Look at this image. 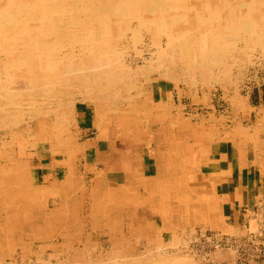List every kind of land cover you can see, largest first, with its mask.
<instances>
[{
    "label": "rangeland",
    "instance_id": "374dc122",
    "mask_svg": "<svg viewBox=\"0 0 264 264\" xmlns=\"http://www.w3.org/2000/svg\"><path fill=\"white\" fill-rule=\"evenodd\" d=\"M136 1V9L126 7L128 11L118 16L113 15V8L98 7L94 13L117 18L118 27L102 31L106 40L115 39L114 45L104 49V72L110 70L107 56L115 50L111 56L118 58L116 61L112 56L113 68L117 67L105 73L108 76L103 80L109 94L70 88V82L62 85L66 87L63 90H59L62 86L48 84L43 93L38 91L43 96L34 97L35 105L51 115L42 130L46 135L40 138L33 125H41L34 121L37 107L35 112L34 107L26 106L24 92L14 106L1 96L0 264H164L162 261L170 257L183 259L178 264H250L246 252H242L244 243L237 255L226 249L223 241L217 250L205 238L243 241L248 233L260 229L261 214L256 210L263 201L264 212V0H245L246 5L229 9L230 23H219V52L225 55L218 53V64L207 62L204 67L196 66L198 69L186 68L179 54L167 45L158 51V36L166 25L137 18L154 13L148 5L152 0ZM251 1L254 5L247 7ZM82 5V1L73 9L66 5L65 17L78 14L75 8L81 10ZM10 9L0 4V84L22 91L25 82L33 80L26 64L34 60L24 54L28 40L22 32L27 14L32 13L15 9L16 15L8 19ZM168 11L177 13L174 7ZM183 13L181 9L180 15ZM13 16H18L17 23ZM59 27L63 53L81 48L69 37L76 31L73 26ZM29 30L38 37L36 30ZM83 32L79 33L84 37ZM30 47L36 51L35 61H41L43 51L36 45ZM8 61L10 67L6 66ZM44 96L45 102H39ZM68 99L73 102L69 114L63 109ZM105 101L108 106H101ZM119 103L124 105L119 108ZM210 149L212 156L224 155L232 158L231 164L238 163L233 168L227 159L229 185L233 183V170L239 171L243 160L250 171L248 181L254 183L248 191L249 199L241 201L243 188L237 180L230 198L233 200L235 193L233 212L223 181L211 189L212 176L206 174L203 163L210 162ZM239 218L242 222L244 218L242 225ZM253 262L264 264V259Z\"/></svg>",
    "mask_w": 264,
    "mask_h": 264
},
{
    "label": "bare ground",
    "instance_id": "6f19581e",
    "mask_svg": "<svg viewBox=\"0 0 264 264\" xmlns=\"http://www.w3.org/2000/svg\"><path fill=\"white\" fill-rule=\"evenodd\" d=\"M82 1V6H81V10L80 7L75 8L76 12L78 14H71L70 17H65V6L68 5L70 8L73 9V7L76 5L77 7V3ZM128 1L130 0H120L116 1V0H0V4H3L4 6H11L10 12L9 14H7L6 18L10 19L11 15L14 14L16 12H13L15 9H23L26 12H30L32 14H27L26 17V29H22L23 35H26V39L28 40L27 44L28 46H26L25 49V55L27 57L30 58V60H34L33 64L32 62L28 63L27 66V71L30 69L32 70L31 73V79L29 81V84L27 82H25L24 86L22 87L23 89L20 90H16L18 88L14 89H5L4 86L0 84V99L1 96L5 97L7 103H13L11 106H14V104H19V100L17 97H19L20 94H22L24 92V98L25 99V104L28 107H34V110L36 108L37 113L34 116V121L37 122H41L40 126L38 125V128L34 125V131L38 130V135L39 138L40 136H42V134L46 135V133H43V128H44V124L47 123V121L51 118L50 115V111H46L43 112L42 109H40V107H38V105L36 106L35 103L37 102L36 98L34 99V97H36L38 95L43 96L42 94H39L38 91L42 92V90H45L47 88H49L48 84H52V86H59L61 87L63 84L70 82V84L68 85V87L70 86V88L75 87V88H82V89H91V90H96L98 93H104L109 94L108 92V87L106 88V85H104L103 80L105 78V73L107 72H112L114 70L115 67L113 68V63L116 59V57L111 56V53L113 54L115 52L114 48H111L114 50V52L110 53V56H107V58L109 59V62L107 65H109L108 67H110V70H106L104 72L103 68L105 67L103 63V55L104 53V49L105 47H107L108 45H114L115 43V39H108L106 40V38H104L103 35V30H110V28L114 29L117 24V18L116 16L114 18H109L105 17V15L98 13V15L94 14L96 10H98V7H105V8H113L115 9L114 11H112L113 15H117L120 14L119 12L123 11V10H127L126 7H136L138 6V2L136 0H132L131 3H129ZM20 3H23V6H19ZM148 5H150V11L151 15H148V13L146 15H137L136 17L141 19L143 22H149L150 24H159V23H165L166 26L162 27V33L158 36L159 37V41L157 42V46H158V51L162 50L161 48H163V45H167V47H169V49H173L177 52V54H179V58L181 59L182 63L185 64L186 68H191V69H198L199 67H204V64H207V62H211L212 64H218L219 63V57L216 59V56L219 52V34H220V29L219 23H224L226 26L230 23L231 20V13L229 11V9H236L240 6H244L246 5V1L245 0H152ZM250 5H254V2L251 1L249 3V5L247 7H250ZM2 6V5H1ZM79 6V5H78ZM68 7V8H69ZM176 8L177 9V13H170L168 10L171 8ZM221 7L223 9H221ZM36 8V9H35ZM181 8L182 11L184 12V15H180V10L178 9ZM227 9V11H225V9ZM7 9V8H6ZM51 9V11H50ZM155 9V10H152ZM184 9V10H183ZM22 10V11H23ZM36 10V11H35ZM132 10V9H131ZM140 10V9H139ZM50 11V12H49ZM71 11V10H70ZM73 11V10H72ZM104 11V10H103ZM138 11V10H137ZM75 12V13H76ZM211 12H213V16H211ZM68 13V12H67ZM72 13V12H71ZM122 13V12H121ZM130 13V12H129ZM4 14V13H3ZM144 14V13H143ZM150 14V13H149ZM179 14V16H178ZM208 14V15H207ZM24 15V14H23ZM22 15V16H23ZM67 15V14H66ZM118 16V15H117ZM18 16H13L12 19L17 18ZM18 19V18H17ZM17 19L13 20V22L17 23ZM128 19V17H127ZM21 20V19H20ZM112 20V21H111ZM130 20V19H129ZM11 21V20H10ZM116 21V22H115ZM119 21V20H118ZM132 21V20H131ZM136 21V20H135ZM212 21V22H211ZM260 21V20H259ZM258 21V22H259ZM171 22V23H170ZM213 22H215V26L218 25L217 29L215 30V26L213 24ZM217 22V23H216ZM261 22V21H260ZM19 23V22H18ZM132 23V22H131ZM243 26V28L245 30H248L246 27V23L245 21H241L240 22ZM35 24V25H34ZM67 24V25H66ZM123 24V23H122ZM144 24V23H143ZM147 25V23H145ZM144 24V25H145ZM23 25V24H22ZM34 25V26H33ZM73 26L76 31L75 33H71L69 34V37L71 36V39H73L72 42H78L81 48H78L77 50H75V52L72 51V48L67 49L65 52L63 53L62 50V45H61V31L60 29H62V27L60 28L59 26ZM127 25V24H125ZM135 25V24H134ZM1 26V25H0ZM50 26V27H49ZM137 26V25H136ZM143 26V25H142ZM193 26V27H191ZM248 26L251 27V24H248ZM14 27V26H12ZM60 28L57 31V28ZM118 27V26H116ZM125 27V26H124ZM132 27V26H131ZM146 27V26H144ZM150 27V26H149ZM221 27V26H220ZM17 28V27H16ZM21 28V27H20ZM25 28V27H24ZM128 28V27H127ZM196 28V30L194 32H189L191 31L190 29H194ZM225 28V27H223ZM29 29H34L36 30V33H38V37L33 36L32 33H30ZM64 29V28H63ZM120 29V28H119ZM130 29V28H129ZM139 29V28H138ZM21 30V29H19ZM78 30H83L85 32L84 37L78 32ZM143 30V29H142ZM157 30V29H156ZM154 29V31H156ZM224 30V29H223ZM133 31V30H132ZM141 31V30H140ZM228 31V30H227ZM252 31V30H251ZM255 31V30H254ZM263 31V29H262ZM20 32V31H19ZM83 32V33H84ZM135 32V31H134ZM138 32V31H137ZM148 32V31H147ZM226 32V31H225ZM10 33V32H9ZM113 33V32H112ZM144 33V32H143ZM146 33V32H145ZM144 33V34H145ZM249 33V31H248ZM252 33V32H251ZM257 33V32H255ZM254 33V34H255ZM264 33V31H263ZM15 34V33H14ZM21 34V33H20ZM67 34V32H66ZM138 34V33H137ZM253 34V35H254ZM258 34V33H257ZM19 35V34H18ZM264 35V34H263ZM139 36V35H138ZM228 36V35H227ZM247 37V33L245 35ZM256 36V34H255ZM3 37V36H2ZM19 37V36H18ZM66 37V36H65ZM150 36H148L149 38ZM155 37V36H154ZM249 37V36H248ZM259 37V36H257ZM264 37V36H263ZM20 38V37H19ZM141 38V37H140ZM143 38V35H142ZM243 38V36H242ZM252 38V37H251ZM262 37H260L261 39ZM65 39V38H64ZM151 39V38H150ZM154 39V38H153ZM241 39V38H240ZM245 39V38H244ZM253 39H256V37H254ZM60 40V41H59ZM142 40V39H141ZM1 41V39H0ZM64 41V40H63ZM62 41V42H63ZM71 41V40H69ZM68 41V42H69ZM151 41V40H150ZM231 41H233L231 39ZM245 41V40H243ZM249 41V39L247 40ZM118 42V41H117ZM116 42V43H117ZM142 42V41H141ZM148 42V40H147ZM228 42V41H227ZM230 42V41H229ZM228 42V43H229ZM242 42V41H241ZM257 42V41H256ZM8 44H10V39H8ZM121 43V42H120ZM119 43V44H120ZM239 43V42H238ZM247 45L249 43L244 42ZM251 43V40H250ZM258 43V42H257ZM262 43V40H261ZM65 44V43H64ZM67 44V43H66ZM118 44V45H119ZM147 44V43H146ZM231 44V43H230ZM252 44V43H251ZM259 44V43H258ZM264 44V43H263ZM36 45V47L40 48L43 52V58L41 59V61L37 59L34 56V54L36 53L35 50H33V48H31L30 46H34ZM71 45V44H70ZM86 45V48H83L82 46ZM117 45V46H118ZM151 45V44H150ZM244 45V44H243ZM260 45V44H259ZM67 46V45H66ZM65 46V47H66ZM163 46V47H162ZM30 47V48H28ZM64 47V49H66ZM76 47V46H75ZM166 47V46H165ZM164 47V48H165ZM245 47V46H244ZM74 48V47H73ZM144 48V47H143ZM151 48V47H150ZM1 49V48H0ZM75 49V48H74ZM119 49V48H118ZM244 49V48H243ZM117 50V49H116ZM149 50V49H148ZM152 50V48H151ZM165 50V49H164ZM8 51V50H7ZM112 51V50H111ZM163 51V50H162ZM174 51V52H175ZM234 51V50H233ZM245 51V50H244ZM11 52H14L13 50H11ZM20 52V50H19ZM18 52V53H19ZM23 52V51H22ZM38 52V50H37ZM41 52V51H40ZM152 52V51H151ZM156 52V51H155ZM15 53V52H14ZM121 53V52H120ZM153 53V52H152ZM169 53V52H166ZM262 52H260L261 54ZM12 54V53H11ZM23 54V53H22ZM23 54V55H24ZM118 54V52L116 53ZM138 54V53H137ZM151 54V53H150ZM163 54V52H162ZM173 54V53H172ZM176 54V55H177ZM221 54V53H220ZM220 54L218 56H220ZM10 55L7 54L6 57ZM16 55V54H13ZM40 55V54H39ZM108 55V54H106ZM105 55V57H106ZM120 55V54H119ZM122 55V54H121ZM169 55V54H167ZM225 55L221 54V56ZM246 55V54H245ZM258 55V54H257ZM11 56V55H10ZM8 56V57H10ZM25 56V58H26ZM76 56V57H75ZM151 56V55H150ZM148 56V57H150ZM161 56V55H160ZM229 56V55H228ZM248 56V55H247ZM5 56H2V58L4 59ZM14 57V56H13ZM112 57V60H111ZM118 57V56H117ZM135 57V56H134ZM165 57V54H164ZM215 57V60H213ZM237 57V56H236ZM243 57V56H242ZM12 58V57H11ZM9 59L11 61H13L12 59ZM20 58V57H19ZM213 58V59H211ZM28 59V58H27ZM107 59V60H108ZM114 59V60H113ZM133 59V58H132ZM144 59V58H143ZM155 59V58H154ZM163 59V58H162ZM179 59V60H180ZM231 59V58H230ZM238 59V58H237ZM16 60V58H15ZM66 60V61H65ZM76 60V61H75ZM131 60V59H130ZM151 60V59H149ZM169 60V58H167V61ZM232 60V59H231ZM247 60V59H246ZM17 61V60H16ZM24 61V60H23ZM27 61V60H25ZM65 61V62H64ZM116 61H118V58L116 59ZM120 61V60H119ZM132 61V60H131ZM158 61V60H155ZM170 61V60H169ZM226 61V60H225ZM144 62V61H143ZM172 62V61H171ZM205 62V63H204ZM234 62V61H232ZM247 62V61H246ZM19 63V61H18ZM124 63V62H122ZM130 63V62H129ZM181 63V64H182ZM24 64V63H22ZM115 64V62H114ZM117 64V63H116ZM121 63H119L118 65H120ZM162 64V62H161ZM166 65V63H163ZM177 64V63H176ZM179 64V63H178ZM234 64V63H233ZM10 67V61H8L6 63V66ZM130 65V64H129ZM160 65V64H159ZM175 65V63H174ZM221 65V64H220ZM219 65V66H220ZM6 66L4 65V67L6 68ZM24 66V65H21ZM20 66V67H21ZM142 66V65H141ZM161 66V65H160ZM159 66V67H160ZM199 66V67H196ZM14 67V66H13ZM119 67V66H118ZM122 67V65H121ZM127 67V66H125ZM130 67V66H129ZM158 67V68H159ZM175 67V66H174ZM136 70L138 67H135ZM156 68V67H155ZM21 70V68H19ZM18 69V70H19ZM24 69V68H23ZM120 69V68H119ZM122 69V68H121ZM129 69V68H127ZM12 70V69H11ZM19 70V71H20ZM131 70V69H130ZM179 70V69H178ZM181 70V68H180ZM14 71V70H13ZM26 71V72H27ZM126 71V70H125ZM154 71V70H153ZM16 72V70H15ZM64 72V73H63ZM114 72V71H113ZM128 72V70H127ZM163 72V71H161ZM21 73H23L21 71ZM25 73V72H24ZM121 73V72H120ZM158 73V72H157ZM185 73V72H184ZM14 74V73H13ZM28 74V73H27ZM30 74V73H29ZM110 74V73H109ZM191 74V73H190ZM209 74V73H208ZM112 75V74H111ZM118 75V74H117ZM122 75V74H121ZM8 76V73H7ZM23 76V74H22ZM26 76V75H25ZM110 76V75H109ZM124 75H122L123 77ZM170 76V75H169ZM9 77V76H8ZM15 77V76H14ZM29 77V76H27ZM113 77V76H112ZM120 77V76H119ZM172 77V76H171ZM1 78V77H0ZM26 78V77H24ZM30 78V77H29ZM40 78H41V82H40ZM107 78V77H106ZM111 78V77H110ZM115 79V76L113 77ZM124 78V77H123ZM122 78V79H123ZM128 78V77H127ZM2 79V78H1ZM10 79V83L12 80V77L8 78ZM7 79V80H8ZM18 79V77H17ZM109 79V78H108ZM117 79V78H116ZM129 79V78H128ZM20 80V79H19ZM127 80V79H126ZM134 80V79H133ZM27 81V80H26ZM44 81V82H42ZM109 81V80H108ZM116 81V80H115ZM114 81V82H115ZM121 81V80H120ZM105 82V81H104ZM113 82V81H112ZM111 82V83H112ZM109 83V82H108ZM109 83V84H111ZM132 83V82H131ZM125 84H127V82H125ZM114 84H112L113 86ZM116 85V84H115ZM120 85V83H119ZM118 85V86H119ZM130 85V84H129ZM128 85V86H129ZM134 85V84H133ZM51 86V85H50ZM110 86V85H109ZM123 85L121 84V87ZM126 86V85H125ZM116 87V86H115ZM124 87V86H123ZM122 87V88H123ZM137 87V86H136ZM4 88V89H2ZM9 88V87H8ZM42 88V89H41ZM45 88V89H43ZM53 88V87H52ZM55 88V87H54ZM63 88H66L65 86H62L61 88H59V90H63ZM113 88V87H112ZM68 89V88H67ZM74 89V88H73ZM125 88H123V91ZM130 89V88H129ZM128 89V90H129ZM49 90V89H48ZM120 90V89H119ZM79 91V90H78ZM111 93V90H109ZM123 91H121L123 93ZM141 91V90H140ZM5 92V93H4ZM53 92V91H51ZM113 92V91H112ZM118 92V91H117ZM120 92V91H119ZM4 93V94H3ZM43 93V92H42ZM49 93V92H48ZM54 93V92H53ZM57 93V92H56ZM70 93V92H68ZM67 93V94H68ZM81 93V92H80ZM95 94V92L92 91V94ZM115 93V92H114ZM121 93V94H122ZM126 93V91H125ZM124 93V94H125ZM66 94V95H67ZM93 94V95H94ZM120 95V93H117ZM136 94V93H135ZM63 95V93H62ZM105 95H102L104 97H106ZM99 96V95H98ZM113 96V95H112ZM122 96V95H121ZM129 96V95H128ZM48 97L51 98V96L48 95ZM52 97H57V96H52ZM61 97V96H60ZM89 97V96H87ZM100 97V96H99ZM120 97V96H119ZM40 98V97H39ZM58 98V97H57ZM93 99V97H90ZM98 98V97H97ZM103 98V97H102ZM101 98V99H102ZM115 98V97H114ZM123 98V97H122ZM121 98V99H122ZM4 99V100H5ZM46 96H44L42 99H38L41 100L42 102H45ZM61 99V98H60ZM59 99V100H60ZM77 99V98H76ZM82 99V98H81ZM85 99V98H84ZM89 99V98H88ZM91 99V100H92ZM108 99V98H107ZM110 99V98H109ZM124 99V98H123ZM3 100V101H4ZM50 100V99H48ZM58 100V102H60ZM70 99H68L66 102H68ZM113 100V99H111ZM117 100V99H116ZM119 100V99H118ZM134 100V99H133ZM2 101V100H1ZM20 101V102H22ZM39 101V102H41ZM52 101V100H51ZM57 101V100H56ZM54 102V100L52 101ZM96 102V101H94ZM2 103V102H1ZM46 103H48L46 101ZM61 103V102H60ZM63 103V102H62ZM61 103V104H62ZM42 104V103H41ZM40 104V105H41ZM54 104V103H53ZM72 104L71 100L68 102V104H64L65 107H63V109L65 110V112L67 114H69L70 112H72ZM107 104V105H106ZM39 105V106H40ZM124 104L119 103L117 105V107H122ZM6 106H9L6 105ZM16 106V105H15ZM20 106V105H19ZM18 106V107H19ZM24 106V105H23ZM49 106V105H48ZM56 106V105H55ZM62 106V105H60ZM101 106H108V103L105 101L104 105ZM2 107V106H1ZM10 107V106H9ZM7 107V108H9ZM51 107V106H50ZM3 108V107H2ZM6 108V107H5ZM15 108V107H14ZM46 108V107H43ZM49 109V107H47ZM132 108V107H131ZM13 109V108H12ZM31 109V108H30ZM39 109V110H38ZM124 109V108H123ZM8 110V109H5ZM16 110V109H14ZM20 110V109H19ZM27 110V109H26ZM24 110V111H26ZM35 110V112H36ZM50 110V109H49ZM55 110V109H53ZM110 110V109H109ZM128 110V109H127ZM9 111V110H8ZM3 112V111H2ZM7 112V111H5ZM108 112V111H106ZM14 113V112H13ZM18 113V112H17ZM16 113V114H17ZM29 113V112H27ZM34 113V112H33ZM112 113V112H111ZM122 113V112H121ZM4 114V113H3ZM11 114V113H9ZM2 115V113H1ZM8 115V112H7ZM18 115V114H17ZM15 115V116H17ZM25 115L27 116L26 112ZM24 115V116H25ZM33 115V114H32ZM57 115V114H56ZM55 115V116H56ZM60 115L62 116V114L60 113ZM60 115L58 114V116L60 117ZM31 115H29L30 117ZM70 116V115H68ZM4 117V116H3ZM23 116H21L22 118ZM28 117V118H29ZM54 117V115H53ZM52 117V118H53ZM19 118V117H18ZM17 118V119H18ZM26 118V117H25ZM56 118V117H55ZM24 119V118H23ZM22 119V121H23ZM2 120V119H1ZM15 120V119H14ZM52 121V120H50ZM55 121V120H54ZM58 121V120H57ZM3 122V121H2ZM10 122V121H9ZM12 123V121H11ZM57 123V122H56ZM7 125V123H5ZM28 124V123H26ZM10 126V124H9ZM8 128H11L9 127ZM13 126V124H12ZM25 127V126H24ZM54 127V126H53ZM30 128V127H29ZM28 128V129H29ZM24 129V128H23ZM27 129V130H28ZM52 129V128H51ZM50 129V130H51ZM10 130V129H9ZM53 130V129H52ZM11 131V130H10ZM55 133V132H54ZM12 135V134H11ZM30 135V134H29ZM28 136V135H27ZM35 137V136H32ZM49 138V137H48ZM263 143V142H262ZM65 144V143H64ZM255 150V149H254ZM244 155V154H243ZM8 156V155H7ZM244 157V156H243ZM220 158L222 159H229L227 156L225 157L224 155H220ZM246 158V157H245ZM232 158L229 159V162L231 161ZM256 161V160H254ZM207 162V161H206ZM205 160H203V163H205ZM254 163V162H253ZM8 168V167H7ZM21 169V168H20ZM23 169V168H22ZM236 169V168H235ZM7 171V170H6ZM230 169H229V165L227 166L226 169L221 170V171H213L211 173L212 179L210 180V183L212 185V191L213 186L214 185H218L221 181H223V185H227L228 183V175ZM234 171V170H233ZM68 178V177H67ZM66 180V179H65ZM68 181V180H67ZM120 194V192H119ZM217 199V198H216ZM119 203V202H118ZM181 204V203H180ZM200 205V204H199ZM209 205V204H208ZM198 207V206H197ZM200 207V206H199ZM210 207V206H209ZM170 208V207H169ZM207 208V207H206ZM199 209V208H198ZM202 210V209H201ZM214 212V211H213ZM210 214V213H209ZM118 215V214H117ZM202 216V215H201ZM206 217L207 214H206ZM213 217V216H210ZM215 217V216H214ZM213 217V218H214ZM250 225V224H249ZM150 227V226H148ZM258 228V227H257ZM253 229V228H252ZM139 231L141 232L142 230L139 229ZM260 229H256L255 233H260ZM251 233V232H250ZM143 234V232H142ZM249 234V233H248ZM84 248V247H83ZM219 246H216V249L218 250ZM76 249V248H75ZM228 250H233L236 252V248H226ZM77 250V249H76ZM80 250V249H79ZM164 250V249H163ZM78 251V250H77ZM127 252V251H126ZM131 253V252H129ZM220 253V252H219ZM102 254V253H101ZM125 254V253H124ZM97 255V254H96ZM135 255V254H133ZM132 255V256H133ZM83 256V254H82ZM123 256V255H122ZM106 257V256H105ZM129 257V256H128ZM131 257V256H130ZM67 258V257H66ZM125 258V257H124ZM65 260V259H64ZM67 260V259H66ZM100 260V258H99ZM131 260V259H130ZM167 260V261H166ZM180 260L182 262L183 259L179 258V257H170L165 259L164 261H162V263L166 264V263H170V264H178L180 263ZM102 261V260H101ZM105 261V260H103ZM107 261V260H106ZM151 261V260H150ZM156 261V260H155ZM161 261V260H160ZM135 262V261H133ZM101 263V262H100ZM137 263V262H135ZM161 263V262H160ZM73 264V263H72ZM97 264V262H96ZM153 264V263H151Z\"/></svg>",
    "mask_w": 264,
    "mask_h": 264
},
{
    "label": "crops",
    "instance_id": "0c3cea01",
    "mask_svg": "<svg viewBox=\"0 0 264 264\" xmlns=\"http://www.w3.org/2000/svg\"><path fill=\"white\" fill-rule=\"evenodd\" d=\"M212 151H211V149H210V153H209V157H208V161H210V162H207L206 163V174H208V175H211V173L213 172V171H221V170H224V169H226L227 168V166H228V161L226 160V159H222V158H220V156H216V155H213L212 156V154L213 153H211ZM230 163V165H233L232 167L234 168V165H235V167H238L237 166V164H231V163H233V161H230L229 162ZM243 164H244V160H243V162H242ZM243 164H242V168L240 169L239 168V171H238V169H234V171H233V175H232V178H234L233 179V183L231 184V185H229V178H228V183H227V185H226V189H225V191L227 192V196L229 197V200H230V210H232V205L234 204L235 205V202H237V201H235L236 200V197H235V193H234V195H233V200H231L230 198H231V194L233 193V190H234V187H235V183H237V180L239 181L238 183L242 186V190H241V201L243 202V200H245V201H248V197H249V195H248V191L249 190H252V187H253V183H250L249 181H248V179H249V174H250V171H248V170H246V168H245V166H243ZM246 164V163H245ZM238 206V205H237ZM240 208V207H239ZM235 211V210H234ZM232 212H233V210H232ZM230 213H231V211H230ZM233 215V214H232ZM237 219H238V216L236 215V218H235V222L237 221ZM240 219V218H239ZM243 220V222L241 221V219H240V222H241V225L244 223V218L242 219ZM240 222L238 223V225L240 224ZM233 223V222H232Z\"/></svg>",
    "mask_w": 264,
    "mask_h": 264
},
{
    "label": "built area",
    "instance_id": "2783aa9c",
    "mask_svg": "<svg viewBox=\"0 0 264 264\" xmlns=\"http://www.w3.org/2000/svg\"><path fill=\"white\" fill-rule=\"evenodd\" d=\"M257 210L261 214V221H259L258 228H260V233H254L251 231L249 233V236L246 238V240L240 241V240H235V238L230 239V237H226L224 240L216 239L211 241V237L206 236V240L211 243V245L219 246L221 245L220 241H223V244L227 246V248H236V254L238 255V248L243 246L244 243V248L242 249V252H246L247 259L249 260L250 264H252L253 261L256 259H264V212H262L263 208V201H261L257 205ZM259 217V215H258ZM206 241V242H207ZM246 242H249L247 244ZM242 243V245H241ZM254 263V262H253Z\"/></svg>",
    "mask_w": 264,
    "mask_h": 264
}]
</instances>
